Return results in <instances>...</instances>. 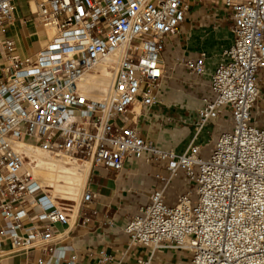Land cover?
<instances>
[{
	"label": "built area",
	"instance_id": "obj_1",
	"mask_svg": "<svg viewBox=\"0 0 264 264\" xmlns=\"http://www.w3.org/2000/svg\"><path fill=\"white\" fill-rule=\"evenodd\" d=\"M16 1L0 0V261L15 254L25 264L79 261L64 244L66 231L55 228L68 229L70 209L46 206L47 194L24 171L27 156L15 146L28 144L112 172L127 160L157 168L161 186L119 229L125 248L117 256L88 249L87 262L173 264L188 254L176 264H264V125L254 108L264 75V0H25L41 35L55 31L25 56L9 37ZM193 6L222 10L233 37L199 97L189 144L175 152L152 145L138 123L162 101L175 67L187 73L185 87L201 85L204 53L174 64L166 57ZM102 64L111 83L94 100L81 83ZM211 121L213 137L198 145ZM94 197L84 189L81 203Z\"/></svg>",
	"mask_w": 264,
	"mask_h": 264
},
{
	"label": "crops",
	"instance_id": "obj_2",
	"mask_svg": "<svg viewBox=\"0 0 264 264\" xmlns=\"http://www.w3.org/2000/svg\"><path fill=\"white\" fill-rule=\"evenodd\" d=\"M17 3L18 0L15 2L16 16L20 18ZM31 7L34 9L32 3ZM201 8L198 6L191 8L176 38L175 47L166 53L171 64L176 63L182 54L204 53L205 75L198 79L201 85L185 87L182 82L189 79L188 75L184 69L175 67L169 82L163 88L162 101L154 106L149 114L143 115L146 119L144 123L138 124V129L142 134H146L147 137L143 135L148 141L161 149L172 148L176 152H182L189 144L193 136L194 112L200 106L199 97L207 91L210 74L224 61L221 55L223 50L232 43L231 22L226 16L219 19L211 12L201 11ZM39 35L41 29L34 18L26 19L25 24L17 21L9 30V37L13 40L19 56L28 55L30 51H36L39 45L46 44ZM167 108L170 110L169 116L172 119L177 117L181 126L175 127L170 124L152 127V120L163 117ZM254 108L264 125V75L260 84V98ZM137 111L138 109H135V112ZM190 121L192 126L189 124ZM214 125L215 122L211 121L203 127L197 139L198 145L206 144L213 137ZM156 171L157 168L145 165L141 160H127L119 172L94 167L92 164L90 169L86 170L84 180L83 172L81 188L90 190L95 197L88 203H80L79 206L77 201L71 207L70 215L74 219L72 223L69 222L68 229L59 224L55 226L58 232L66 231L64 244L75 250L79 258L77 264H96L84 259L88 249L103 248L107 254L117 256L118 252L125 248L127 239L120 235L119 229L137 213L139 206L147 202L152 190L161 186V183L152 177ZM49 200L52 202L50 197ZM84 219L88 222L84 223ZM25 261L23 254H15L2 258L0 264H25ZM180 262L182 261L176 263Z\"/></svg>",
	"mask_w": 264,
	"mask_h": 264
},
{
	"label": "bare ground",
	"instance_id": "obj_3",
	"mask_svg": "<svg viewBox=\"0 0 264 264\" xmlns=\"http://www.w3.org/2000/svg\"><path fill=\"white\" fill-rule=\"evenodd\" d=\"M45 34L46 44L55 37V31L52 28H46ZM115 60L116 56H113L111 61ZM110 83L111 77L109 70L105 64H102L97 66L93 73H90L83 78L81 88L86 97L98 100L103 97L106 92H108ZM150 143L158 147L152 142ZM15 149L17 152L27 155L28 162L24 168L25 173L32 175L34 182H36L41 189H43V192L48 193V190L51 189L53 195L50 198L53 203H55V196L63 199L72 198L76 190L78 191L79 185L81 184L84 165L87 170H89L91 166L90 160H77L76 158L63 153H47L28 144H18L15 146ZM31 163L33 165H30ZM46 196L47 197L43 200V203L46 206L53 204L49 200V195L47 194ZM73 219L74 218L70 215L69 222L72 223ZM60 251L61 250H58L57 252Z\"/></svg>",
	"mask_w": 264,
	"mask_h": 264
},
{
	"label": "rangeland",
	"instance_id": "obj_4",
	"mask_svg": "<svg viewBox=\"0 0 264 264\" xmlns=\"http://www.w3.org/2000/svg\"><path fill=\"white\" fill-rule=\"evenodd\" d=\"M17 9H18V13L20 15L19 21L22 20V19H24V20H26V19H32V17L29 15V11H28V8H27L26 1L25 0H18ZM201 11H203V12H211L216 18H219V19H223V17H224L223 11L222 10L215 9L213 6L202 7L201 8ZM40 36H41L42 41H45L46 40V34H44V35L42 34ZM181 95L185 96L186 94L185 95L184 94H181ZM148 112H146L145 114H148ZM145 114H143V115H145ZM169 114H170V110H168V108H167L166 114L163 117H157V118H154L152 120V122H151L152 127H156V128L157 127H164V126L170 125V124L175 125V127L181 126L180 121L177 119V117L176 118L174 117V119H172L169 116ZM185 115H187V111L185 112ZM145 121H146V119L143 118V121L140 120L139 123H144ZM189 124H191V126H192L191 121H190ZM143 134L146 136L145 133H143ZM84 160H86V159H84ZM27 162H28V160H27ZM30 165H33V164L31 163ZM86 170H87V168L84 165V177H83V180H84L85 175H86ZM82 184H83V181L79 185L78 191L76 190V192H75V194H74V196L72 198H70V199H63V198H59L58 196H55V203H53V204H57L59 206H63L65 208H67V209H71V207H73L76 204L77 199H78V206H79V204L81 203V198L83 196V192H84V188H81L82 187ZM50 192H51V189H49L48 190V193H46V194L49 195V197H51L53 195V193L52 192L50 193ZM187 255L188 254H183L180 257L182 259H184V258H186ZM180 257H174V258H172V262L176 263V262L180 261L181 260Z\"/></svg>",
	"mask_w": 264,
	"mask_h": 264
}]
</instances>
